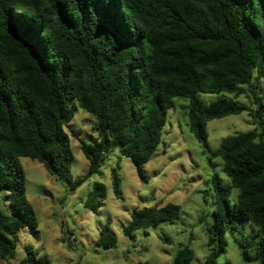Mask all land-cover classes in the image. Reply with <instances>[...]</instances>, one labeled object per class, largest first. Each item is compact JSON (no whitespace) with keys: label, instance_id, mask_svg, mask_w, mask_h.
<instances>
[{"label":"trees","instance_id":"1","mask_svg":"<svg viewBox=\"0 0 264 264\" xmlns=\"http://www.w3.org/2000/svg\"><path fill=\"white\" fill-rule=\"evenodd\" d=\"M264 0H0V257H14L19 232L38 233L26 196L20 162L28 157L70 190L97 173L105 153L118 147L140 178L160 142L167 110L176 97L188 100V126L207 159L219 157L230 185L211 176L215 195L207 227V254L198 264H219L226 233L244 262L264 264ZM250 93L255 108L229 98ZM200 94H215L205 104ZM249 96V94H248ZM73 103L96 119L98 139L82 141L86 172L70 173L73 160L65 130ZM248 111L257 127L225 136L210 149L206 126L213 119ZM119 195V178L111 171ZM238 190L231 206L227 195ZM105 187L94 182L84 206L96 210ZM180 206L133 208L123 233L177 218ZM96 246L116 238L106 224ZM18 264H50L24 246ZM188 245L171 264H191ZM143 264H148L147 262ZM221 264H230L224 261Z\"/></svg>","mask_w":264,"mask_h":264},{"label":"rangeland","instance_id":"2","mask_svg":"<svg viewBox=\"0 0 264 264\" xmlns=\"http://www.w3.org/2000/svg\"><path fill=\"white\" fill-rule=\"evenodd\" d=\"M249 94V96H248ZM235 97L222 95L255 108L250 93ZM215 94H200L208 104ZM264 102V91L261 94ZM74 114L65 130L70 137L73 160L70 163L72 178L83 175L88 160L80 144L98 139L94 129L96 119L73 103ZM188 100L176 97L167 110L166 122L160 142L149 161L143 165L144 177L137 175L131 160L123 156L118 147L104 155L99 171L70 190L56 177L50 175L37 160L21 157L26 179V196L33 205L38 221V233L21 230L16 240L14 257H0V264H18L24 255V246H31L50 264H171L172 256L180 245H188L194 252L191 264L201 263L207 254V227L212 223L215 195L211 176L217 174L221 183L230 185L222 172L219 157L207 159L199 142L188 126ZM264 118V110H262ZM257 127L248 111L216 118L207 123L206 132L210 149L219 146L221 140L237 132ZM119 178V195L112 187L111 171ZM94 182L105 187L98 198L96 210L84 206L87 192ZM238 190L231 187L227 199L232 206ZM175 203L180 206L177 218L163 221L156 226L138 229L131 237L123 233V226L130 221L133 208ZM7 201L0 193V208L7 211ZM108 225L116 238L111 248L96 246L99 231ZM255 228L247 225L233 234L226 233L224 251L216 258L219 264H258L244 262L234 238L247 236Z\"/></svg>","mask_w":264,"mask_h":264}]
</instances>
